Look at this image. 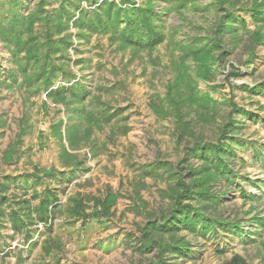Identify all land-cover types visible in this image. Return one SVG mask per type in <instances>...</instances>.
Listing matches in <instances>:
<instances>
[{
  "label": "rangeland",
  "instance_id": "rangeland-1",
  "mask_svg": "<svg viewBox=\"0 0 264 264\" xmlns=\"http://www.w3.org/2000/svg\"><path fill=\"white\" fill-rule=\"evenodd\" d=\"M36 1L22 0L21 12L27 14ZM142 1L135 0L136 5ZM263 2L239 0L235 4L233 12L244 19L245 27L235 23L238 42L225 34L219 48L211 50V73L204 80L196 79V85L200 94L209 95L213 101L208 117L190 112L193 121L187 135L178 131L173 116H158L150 103L166 98L170 91L176 43L212 44L217 40L216 24L223 11L214 0H157L154 10L164 11L167 35L153 50L123 46L118 36L107 33H90L87 40L78 39L79 30L71 17L63 33L53 34L52 40L66 36L72 45L56 55L48 51V59L63 60L74 78L70 82L57 78L50 86L43 85L44 77H37L38 64L26 55L29 47L13 44L7 49L0 40V182L6 176L32 179L28 176L35 169L54 168L56 173L69 175L61 158L64 147L80 162L74 175L69 179L43 176L24 197L31 196L32 188L42 192L53 187L60 204L67 208L72 207L71 200L81 197V214L85 215L67 211L56 214L51 235L58 248L54 247L50 255L41 249L43 236L34 232V243L29 245L23 235L13 233L8 222L2 221L0 250L14 248V252L8 256L0 252V264H51L54 258H59L60 264L156 263L160 256L157 246L138 249L145 227L150 220L167 215L174 208L175 197L185 194L182 185L172 190L177 184L175 177L185 184L187 168L201 165L198 158L188 155L187 148L194 142L217 143L227 121H234V135L247 147L234 148L229 180L210 187L212 193L224 196L217 209L204 210L207 215L236 219L244 231L254 233L252 241L232 237L218 228L217 237L181 230L177 237L190 243L189 259H175L168 253L165 257L171 264H222L238 254L249 264H264V225L258 221L264 219V93L258 91L264 85V20L252 15V6ZM58 5L53 2L45 8L53 10ZM39 30L35 23L32 33ZM42 35L28 39V45L37 37L43 40ZM79 41L83 43L77 45ZM221 53H225L221 59L215 57ZM191 74L196 76L192 70ZM79 79L89 91L86 99L67 100L65 104L51 98V89L59 84L68 87ZM77 106H85L84 112L101 110L100 115L107 117L99 125H87L80 115H74ZM241 109L251 115L242 117ZM57 131L61 133L57 135ZM69 138L76 141L74 147ZM7 155L13 156L9 162L4 159ZM20 184L22 179L10 185L7 195L11 199L25 191ZM109 195L114 196L109 211L93 205L92 198L105 200ZM37 202L32 200V204ZM35 227L43 231L42 224Z\"/></svg>",
  "mask_w": 264,
  "mask_h": 264
},
{
  "label": "trees",
  "instance_id": "trees-1",
  "mask_svg": "<svg viewBox=\"0 0 264 264\" xmlns=\"http://www.w3.org/2000/svg\"><path fill=\"white\" fill-rule=\"evenodd\" d=\"M83 1L86 6H83ZM238 1L214 0L213 4L223 11V15L216 24L215 34L218 38L212 44H208L207 41L202 44L192 41L175 44L178 54L173 53L171 61L174 79L172 84L168 86L170 91H174V93L167 91L166 98H158V102L152 101L150 107L158 116H173L177 123L176 127L181 134L190 133V125L193 121L192 115H190L191 111H198L200 117L204 115L208 117V108L213 100L209 99V95L199 93L196 79L204 80L211 73V50L219 48L222 36L228 34L230 39L236 43L240 39V35L234 26L235 23H241L244 26L245 21L233 12ZM53 2H57L58 7L53 8V10L45 8L52 5ZM156 2L157 0H143L142 4L136 5L135 0H119V2L114 0H37L34 8L29 9L27 14H23L21 12L22 0H0V40L7 49H11L13 44L22 48L34 47V50L26 49V51L28 50L26 55L27 58L38 64L36 75L37 77H44L43 85L50 86L56 82L57 78L63 79L62 82H70L74 75L67 70V64H64L63 60L54 62L48 59V51H53V55H56L59 52L67 51L68 46L72 45L71 40H68L69 38L66 36L58 37L55 41L52 40L54 39L53 34L61 35L63 33L71 17L75 18L73 23L79 30L78 39H86L90 33H107L115 37L118 36V40L123 46L135 50H153L162 43L165 35H167V31H164L163 28L164 11L156 12L154 10L153 4ZM225 6L227 7L225 8ZM252 7L255 13L252 14L253 18L264 20V2ZM245 9L249 10L250 8ZM77 12L78 15L75 16ZM35 23H38L42 30L32 33ZM25 34L27 37L23 38ZM34 34L36 36L43 34V40L41 37H37L31 45H28V39L33 38ZM78 43L77 45H81L83 42L79 41ZM224 54H217L215 57L221 59ZM191 70L196 76L191 74ZM258 91L264 93V85L259 86ZM88 92L86 87L81 85L79 79L68 87L59 84L57 88L50 90V96L53 100H64V103L67 104V100L72 103L86 99L84 96ZM183 108H187V111H183ZM84 109L85 106L81 108L77 106L74 115H80L79 117L84 119L87 125H99L101 120L107 117L100 115L101 110L84 112ZM240 114L246 118L251 115L242 109ZM233 122L227 121L224 124L221 131L222 138L217 143L194 142L191 147L187 148L188 155L198 158L201 165L198 168H187L186 178H188V182H184L185 184H180L183 182L174 175L177 184L172 187V190L177 191L182 185L185 194L180 193L175 197L174 208H171L167 215L154 218L147 223L140 242L141 246L138 249L150 250L153 245L158 247L159 259L156 263L151 264H171L165 257L167 253L175 255V259H189L190 243L183 237H177L181 230L200 233L204 237L209 234H214L217 237L218 228L220 231H228L232 237H244L248 241H252L251 235L254 233L250 234V232L244 231L236 219L207 215L204 210L206 208L217 209L224 195L219 196L212 193L210 187L215 182L229 180L232 173L230 158L236 155L234 148L247 147L235 137ZM84 130H88V128ZM60 133V131L56 132L57 135ZM69 142L72 147L76 145V141L71 138H69ZM250 146L253 155L258 157L259 154L254 150V145L250 144ZM12 157V155H7L4 156V159L9 162ZM61 158L64 161V167L69 170V175L66 172L56 173L57 170L54 168L50 170L35 169V173L28 176L32 179L6 176L0 182V224L2 221H7L10 230L13 233L23 235L24 241L29 245L34 243V232L43 236L41 249L44 254L48 255L52 253L54 247L58 248L51 235L56 214H65L67 211L68 213H77L81 217L85 216L81 214L84 207L81 204L83 199L76 197V199L71 200L72 207L67 208L64 204H60L57 191L53 187H45L42 192L32 188L31 196H24L27 195L28 188L39 183L43 176L56 179L60 175L69 179V176L74 175V168L80 162L74 160L64 147L61 151ZM262 165L264 167V163ZM40 173L42 175H39ZM21 179L22 184L20 185L25 187V191L19 197L14 196V199H11L7 195V191L12 183H18ZM35 199H38V202L32 204V200ZM92 201L94 206H100L103 212H107L114 201V196L109 195L105 200L92 198ZM258 221L264 225V219ZM39 223L43 225V231L37 230L35 227ZM10 238L12 239L13 236ZM165 238L169 241H164ZM6 242L8 244V241ZM0 252H3L4 256H8L14 252V248L5 251L3 247ZM23 257V255L18 256L20 260ZM51 264H60V259L54 258ZM222 264L249 263L240 255L234 254Z\"/></svg>",
  "mask_w": 264,
  "mask_h": 264
}]
</instances>
